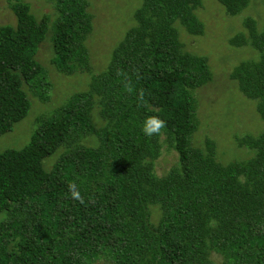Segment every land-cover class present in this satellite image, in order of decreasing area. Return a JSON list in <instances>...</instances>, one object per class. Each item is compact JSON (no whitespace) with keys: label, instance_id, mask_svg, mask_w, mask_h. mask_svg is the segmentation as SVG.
Returning <instances> with one entry per match:
<instances>
[{"label":"trees","instance_id":"trees-1","mask_svg":"<svg viewBox=\"0 0 264 264\" xmlns=\"http://www.w3.org/2000/svg\"><path fill=\"white\" fill-rule=\"evenodd\" d=\"M218 1L230 13L245 4ZM200 2L141 0L136 24L89 91L37 118L22 147L0 150V264H215L211 251L221 264H264V130L239 140L253 151L250 158L227 164L215 159L209 141L206 149L191 143L192 92L212 76L206 57L184 52L176 23L203 33L192 10ZM50 3L52 20L36 18L23 0H8L16 22L0 25V135L28 114L25 88L46 98V71L35 56L49 30L50 63L59 72L71 74L87 62V0ZM252 26L259 57L239 63L231 77L256 100L264 121V25ZM94 96L109 117L98 129L89 112ZM154 115L166 121L161 133L177 153V164L162 176L153 171L161 133L142 131ZM86 135L96 145L81 144ZM144 156L151 157L147 165ZM71 184L82 200L73 198ZM151 206L160 211L156 223Z\"/></svg>","mask_w":264,"mask_h":264},{"label":"rangeland","instance_id":"rangeland-1","mask_svg":"<svg viewBox=\"0 0 264 264\" xmlns=\"http://www.w3.org/2000/svg\"><path fill=\"white\" fill-rule=\"evenodd\" d=\"M23 1L30 5V11L36 18L47 14L51 20L54 19L55 11L50 0ZM140 4L141 0H87L86 10L91 15L92 25L83 42L88 54L87 62L83 69L71 74L59 72L50 63L53 50L51 31H48L35 56L46 71L47 83L41 86L46 98L41 99L25 88L31 102L28 114L10 132L0 135V150L22 147L32 134L37 118H46L53 110L66 104L74 94L89 91L92 78L106 70L113 49L127 30L136 24L133 14ZM195 5L192 10L203 25V33H189L180 23H176V28L184 52L206 57L212 77L192 92L197 126L191 143L206 149L209 141L215 159L222 164L243 161L250 158L253 151L240 146L239 140L261 134L264 121L256 110V100L248 98L238 89L237 79L231 77V72L239 63L255 61L259 57L251 45L249 27L253 25L256 30L263 27L264 0H245L237 13H230L218 0H201L200 4ZM15 22L8 0H0V25H14ZM90 102L89 112L94 127H104L109 117L105 116L102 104L96 96ZM159 139L160 151L153 159V171L162 176L177 164V153L164 133ZM80 143L87 147L96 145L90 135L83 137ZM57 157V154L51 156L46 161V167L54 163ZM150 159V156H144L142 163L147 165ZM150 210L151 220L156 223L160 211L155 206H151ZM210 258L215 264H221L223 259L214 251H211ZM96 263L102 264L103 261Z\"/></svg>","mask_w":264,"mask_h":264},{"label":"clouds","instance_id":"clouds-1","mask_svg":"<svg viewBox=\"0 0 264 264\" xmlns=\"http://www.w3.org/2000/svg\"><path fill=\"white\" fill-rule=\"evenodd\" d=\"M125 89L127 92L132 93L134 91L130 83L125 84ZM143 100V92L141 91L138 102ZM166 126V121L159 116H150L144 121L142 131L145 135L151 137L153 135H159L161 130ZM73 198L82 200L80 192L76 190L75 184L69 186Z\"/></svg>","mask_w":264,"mask_h":264}]
</instances>
